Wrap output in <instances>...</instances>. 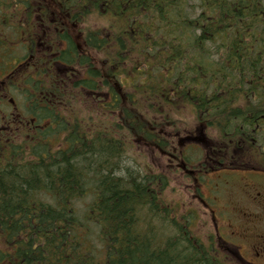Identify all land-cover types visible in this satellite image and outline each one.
I'll use <instances>...</instances> for the list:
<instances>
[{
    "label": "trees",
    "instance_id": "obj_1",
    "mask_svg": "<svg viewBox=\"0 0 264 264\" xmlns=\"http://www.w3.org/2000/svg\"><path fill=\"white\" fill-rule=\"evenodd\" d=\"M54 7L82 27L81 45L59 20L40 52ZM3 11L25 17L12 41L0 34V69L11 86L27 73L19 102L35 119V144L9 143L0 161V264H235L163 204L162 175L121 160L124 137L165 148L148 123L185 113L210 160L264 168L263 0H0V25ZM31 50L42 57L20 67ZM76 95L115 120L90 126L72 107ZM180 159L189 168L200 156Z\"/></svg>",
    "mask_w": 264,
    "mask_h": 264
},
{
    "label": "rangeland",
    "instance_id": "obj_2",
    "mask_svg": "<svg viewBox=\"0 0 264 264\" xmlns=\"http://www.w3.org/2000/svg\"><path fill=\"white\" fill-rule=\"evenodd\" d=\"M53 9L55 10L53 15L48 11V20L45 21L47 26L45 29L47 39L42 44L43 47L39 48L40 52L43 50H50L51 28L48 25H59V20H62V23L66 25L67 29H69L68 31L75 42L81 45L82 27L79 24H70L68 21L65 23V19L59 14L60 12H58L55 7ZM3 13H5L4 18H7L9 21H5L0 25V34L3 35L5 40L6 38H10L12 41L14 27L19 21L25 19L22 16L17 19L18 15L16 11L12 14L9 11H3ZM52 16L55 21L52 20ZM39 20V17L33 16L32 25L39 22ZM90 22L94 27H96V23L98 25V21L95 17H91ZM35 25L38 29L39 26L37 24ZM38 33L41 32L38 31ZM41 34V37L44 38L45 34ZM11 41L6 45H10ZM11 50L12 49L7 47L4 50V54L10 55ZM34 57L41 58L42 56L39 55L37 57L34 55ZM90 57L96 66H100L96 53L91 52ZM21 60L23 61L22 67L26 66L27 62L22 58ZM25 74H27L25 71H21L17 75H14L13 80H10L13 81L15 85L14 87L6 86V90L0 89V99H5V102L0 107L1 118H3V116H8L10 112H14L12 111L11 106L17 101L15 94L17 93L18 88L22 87V89H24L25 87L21 79ZM69 97L70 95L66 94L64 99L68 100ZM81 100L82 99L78 95L73 96L72 101L75 105L72 107L77 108L76 114L78 118L82 119L87 116L91 117L85 118L90 126H98L99 124H106L108 126V122L115 120L113 117L99 116L96 109H94L97 105L94 104V102L91 103L93 104V113H91L89 109H87L90 101L86 99L85 101L87 103L83 104L81 103ZM59 106V110H62L65 114L71 115V112L67 111L65 106ZM171 117L176 120L175 123H166L165 120L154 124L148 123V128L151 132H157L161 137L167 140L165 148L153 142H146L141 138L124 137V140L129 143L130 147L126 151L127 158L122 157L121 168L123 166L130 172H134L130 166L136 165L143 171L162 175V177L165 178V186L161 193L163 204L175 209L177 216L181 215L180 217L183 216L187 218L190 221L188 226L193 235L203 243H208V241L214 240L216 236H219L217 227L219 226L220 230V225L223 220V213L221 212L223 211V207L230 208L231 213L234 212L236 216L239 215L241 210L240 205L242 204L243 199L241 193L242 181L248 178L253 179L258 177L259 173L262 171L250 169L253 165L250 161L247 162V165L245 166L246 168H234V170L224 168L226 163L223 165H217L215 160L211 161L209 159V155L206 152L208 145H206V143H201L199 139L200 136L203 137L200 132L201 130H199L197 125L191 121L190 116L185 113L181 115L173 113L171 114ZM0 120V145H2L3 148H8L10 146L9 143L15 144L16 146H22L23 148H26V144L31 146L35 144V140H32L30 136L27 137L21 130L8 126L9 122L13 120L12 118L7 117ZM185 137H197L198 140H194L193 144L197 148H200L201 152L200 150H196V152L189 150L188 147L190 141H187ZM205 140L207 141V138H205ZM181 153L194 159L199 155V161L194 163L197 165L189 168L183 166L182 162L185 161L180 159ZM0 157L6 159V154L1 152ZM200 166L203 171H200ZM196 167H198V169ZM216 200H219V203H217ZM227 217H229V215ZM220 233H222V231ZM214 243L216 245V241ZM228 244L231 245L234 243L227 240V245ZM7 251L8 250L4 246L3 240L0 237V253L6 254ZM231 254L232 258H228L227 261H235L237 263L236 255L233 251H231Z\"/></svg>",
    "mask_w": 264,
    "mask_h": 264
},
{
    "label": "flooded vegetation",
    "instance_id": "obj_3",
    "mask_svg": "<svg viewBox=\"0 0 264 264\" xmlns=\"http://www.w3.org/2000/svg\"><path fill=\"white\" fill-rule=\"evenodd\" d=\"M0 89H4V83L1 81ZM2 105L0 102V107ZM8 117L13 119L10 122L16 119L12 112ZM17 122L19 128L25 125L19 120ZM258 169L262 171L258 177L242 181L243 199L239 215L236 216L234 212L231 213L230 208L223 207L220 230L219 226L217 227L220 236L218 240L234 243L237 255L243 264H264V168ZM216 202L219 203V200Z\"/></svg>",
    "mask_w": 264,
    "mask_h": 264
},
{
    "label": "bare ground",
    "instance_id": "obj_4",
    "mask_svg": "<svg viewBox=\"0 0 264 264\" xmlns=\"http://www.w3.org/2000/svg\"><path fill=\"white\" fill-rule=\"evenodd\" d=\"M111 168V167H110ZM129 222H131V221H129Z\"/></svg>",
    "mask_w": 264,
    "mask_h": 264
}]
</instances>
